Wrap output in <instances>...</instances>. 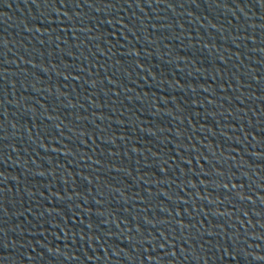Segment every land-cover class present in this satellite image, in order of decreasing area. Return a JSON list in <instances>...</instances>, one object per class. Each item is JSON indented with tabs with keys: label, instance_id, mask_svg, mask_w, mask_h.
Wrapping results in <instances>:
<instances>
[{
	"label": "water",
	"instance_id": "1",
	"mask_svg": "<svg viewBox=\"0 0 264 264\" xmlns=\"http://www.w3.org/2000/svg\"><path fill=\"white\" fill-rule=\"evenodd\" d=\"M0 264H264V0H0Z\"/></svg>",
	"mask_w": 264,
	"mask_h": 264
}]
</instances>
